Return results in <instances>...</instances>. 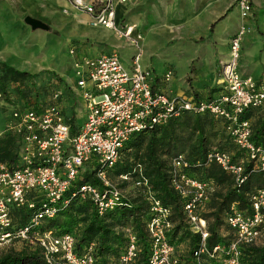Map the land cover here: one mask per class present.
<instances>
[{"label": "built area", "instance_id": "built-area-1", "mask_svg": "<svg viewBox=\"0 0 264 264\" xmlns=\"http://www.w3.org/2000/svg\"><path fill=\"white\" fill-rule=\"evenodd\" d=\"M73 8L90 15L92 24L110 30L134 49L130 66L118 53L99 57H75L73 69L86 102V118L73 133L66 116L57 105L61 92H56L53 104L35 110L14 108L6 122L4 133L17 137L18 165L0 162V249L17 248L23 244L39 247L45 264H97L91 244L84 254L76 252L74 232L57 234L44 230L45 221L55 218L72 200H90L102 217L125 205L128 199L122 185L137 190L148 204L146 233L149 254L143 262V248L130 227L123 229L125 245L117 264H182L179 250L171 240L175 227L174 212L157 197L141 166L134 173L113 176L111 172L121 160V150L131 137L153 126L164 125L183 112L209 114L224 123L232 143L242 152L234 159L230 152L212 147L205 162L191 164L183 153L172 156L170 187L184 201V221L190 231L200 236L193 253L195 264H242L241 247L264 244V187L247 194L248 208L233 205L226 216L230 228L228 242L208 248V221L203 218L218 186L214 181H202L189 174L193 168L216 164L229 174L235 186L241 187L250 172H264V142L252 140L254 123L245 118L250 112L264 116V83L244 77L240 72L241 49L247 28L242 26L230 42L229 58L224 63L219 85L222 93L211 100L192 97H172L154 90L152 71L143 64V36L134 25L117 21L116 0H70ZM125 3L127 0H120ZM264 2V0H263ZM242 17L253 13L251 0H235ZM172 72L164 75L169 82ZM250 172L247 173V166ZM89 168L96 170L99 185L84 183L79 177ZM75 188L70 196L67 193ZM33 210L24 226H17L14 212Z\"/></svg>", "mask_w": 264, "mask_h": 264}, {"label": "crops", "instance_id": "crops-1", "mask_svg": "<svg viewBox=\"0 0 264 264\" xmlns=\"http://www.w3.org/2000/svg\"><path fill=\"white\" fill-rule=\"evenodd\" d=\"M116 1L118 23L134 25L135 32L143 36V64L155 77V91L196 100L219 97L222 87L218 81L229 58L230 42L242 26L247 28V33L242 43L240 72L244 77L264 83L263 0H251L253 13L249 17H242L235 0ZM29 2L32 11L46 13L54 19L47 24L35 16L47 25L44 32L54 34L57 41L54 46L42 49V56L26 50V57L16 56L15 45L7 44L4 54L0 52V62L30 73L54 72L61 79L57 81L58 92H61L57 105L75 133L85 122L86 102L74 74L75 57L70 54L71 50L80 58L115 52L126 66H130L134 49L112 31L94 26L90 15L75 10L70 0ZM2 17L3 14L0 15V42H17L15 32L9 29L10 23ZM40 37V41H45ZM38 57L41 60L34 62ZM168 72L174 77L165 82L163 78ZM259 118L258 114L252 119L253 123Z\"/></svg>", "mask_w": 264, "mask_h": 264}, {"label": "trees", "instance_id": "trees-1", "mask_svg": "<svg viewBox=\"0 0 264 264\" xmlns=\"http://www.w3.org/2000/svg\"><path fill=\"white\" fill-rule=\"evenodd\" d=\"M55 80L61 79L51 71H43ZM40 73L21 71L5 62H0V99L5 101L7 116L14 108L27 109L33 107L39 110L47 106L48 101H29V93L22 87L27 83H34ZM12 93L20 95V103L12 102ZM54 101V100H53ZM50 101L49 104H53ZM255 112L250 111L245 115L253 119ZM5 122V126H6ZM225 131L224 123L209 114L195 115L183 112L179 117L171 119L164 125L153 126L140 133L134 134L121 150V160L111 172L113 176L130 174L136 176L134 170L141 166L143 175L149 180L153 190L162 203L171 207L174 212L175 227L171 233V240L177 246L185 245L189 250L188 255L180 256L182 264H195L193 253L198 248L200 236L190 231L184 221L183 206L185 201L170 187L169 159L180 153L186 152V157L193 165L197 162L204 163L207 153L215 146L220 126ZM218 128V129H217ZM74 133V132H73ZM231 144L232 141L226 133ZM253 142H264V116L254 123ZM18 139L15 135L4 133L0 137V162L12 167L18 165ZM234 145V144H233ZM236 146V145H235ZM237 147V146H236ZM228 152V151H227ZM234 159L242 157V152L237 147ZM247 166V173L250 172ZM190 175L202 181H214L218 186L203 218L208 221L210 237L207 240L208 248L228 242L230 228L226 223V216L233 205L237 204L241 210L248 208L247 194L255 189L264 187V172H250L248 180L241 187L235 186L233 178L218 165L193 168L188 171ZM96 170L89 168L78 179L76 185L84 183L99 185L95 177ZM136 174V175H135ZM75 188H72L67 197ZM125 205L116 208L100 217L90 200H72L55 218L45 221L44 230H52L57 234L74 232L77 236L76 252L84 254L91 244H94L93 255L97 264H117V260L125 245L123 229L130 227L136 233L139 243L143 248V262L149 254V243L146 233V223L149 219L148 204L137 190H132ZM33 210L27 208L14 212V221L17 226H24ZM242 264H264V244L259 246L241 247ZM0 264H45L43 251L39 247L23 244L20 248H7L0 252Z\"/></svg>", "mask_w": 264, "mask_h": 264}, {"label": "rangeland", "instance_id": "rangeland-1", "mask_svg": "<svg viewBox=\"0 0 264 264\" xmlns=\"http://www.w3.org/2000/svg\"><path fill=\"white\" fill-rule=\"evenodd\" d=\"M29 1H34L38 4L45 0H0V15L3 14L2 18H4L5 21L8 20L10 23L9 29L11 32H15L17 39V42L15 43L0 42L1 54H4V52L7 50V44L10 46L15 45L16 56L25 57L27 56L26 53H24L26 50L27 52L31 51L33 55L42 56L40 54L42 49L55 45L57 38L54 36V34L50 32V34H47L43 29H32L31 26L25 22L27 17L41 18V20L47 24L51 22V20H54L50 19L46 13L39 12L37 14L36 11H32L31 7L29 6ZM37 7L39 8L41 6L37 5ZM13 22H15L14 27ZM40 35L45 41H40ZM26 36L28 38L25 40ZM143 49H145V47H143ZM40 60L41 58L38 57L34 59V62ZM43 71L39 72L41 75L34 83H27L22 87V89L23 91H27L29 93V101H48L47 104L49 105L50 101H53L54 94L58 92L59 84L57 83V80H55L52 76L47 75ZM11 98L12 102L15 103H20V101L26 102V100L21 99L20 95L17 93H12ZM254 114L255 116H258L257 112ZM6 116L7 108L5 106V101H0V124L2 122V133L5 129ZM219 127L220 129L217 128L219 135L214 145L227 150L231 154L236 153L237 147L229 142L221 125ZM183 154L186 155V152ZM122 188L126 191L127 195H131L133 193L131 187L128 185H122ZM180 247L181 248L178 249L180 256H187L189 250L185 247V245H181ZM5 249H0V252L4 251Z\"/></svg>", "mask_w": 264, "mask_h": 264}, {"label": "water", "instance_id": "water-1", "mask_svg": "<svg viewBox=\"0 0 264 264\" xmlns=\"http://www.w3.org/2000/svg\"><path fill=\"white\" fill-rule=\"evenodd\" d=\"M25 22L31 26L32 29H43V30H47L48 27L45 23H43L42 21L32 18V17H27L25 19Z\"/></svg>", "mask_w": 264, "mask_h": 264}]
</instances>
